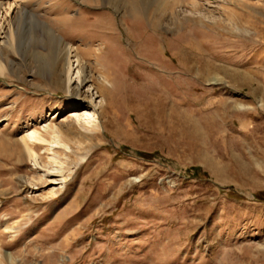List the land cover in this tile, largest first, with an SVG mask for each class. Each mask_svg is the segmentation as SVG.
Listing matches in <instances>:
<instances>
[{
	"label": "rangeland",
	"instance_id": "obj_1",
	"mask_svg": "<svg viewBox=\"0 0 264 264\" xmlns=\"http://www.w3.org/2000/svg\"><path fill=\"white\" fill-rule=\"evenodd\" d=\"M65 15L104 51L99 129L63 84ZM0 61V264H264V0H0ZM53 128L67 158L27 137Z\"/></svg>",
	"mask_w": 264,
	"mask_h": 264
},
{
	"label": "bare ground",
	"instance_id": "obj_2",
	"mask_svg": "<svg viewBox=\"0 0 264 264\" xmlns=\"http://www.w3.org/2000/svg\"><path fill=\"white\" fill-rule=\"evenodd\" d=\"M68 21H69V18L66 17L65 15L64 16V34H65V37L68 38V44L66 45L64 44V46L62 45L63 48L61 51V61H62L61 73L63 76V84H64V87L67 88L68 93L70 95V99L72 101L71 107L74 108L73 111L80 110L83 107H90V109H93V112H94L93 118L88 120L86 123H83L81 121L80 116L75 115L74 120L76 121V124L81 129L86 130V131L90 130V128L99 129L100 128L99 120L101 118L102 113L112 106L113 99L111 98V94H110L111 92L110 88H112L110 87L112 78H111V75L107 73L106 70L104 69L106 66L102 64L103 59H104L102 55L104 54L103 53L104 51H102V49H96V48L95 50H92V49L87 50L88 47L86 48V50H82L79 47H76L74 44L75 41H77L76 32L74 33L75 30L73 31L74 28L72 29L71 25L70 26L66 25ZM82 24L85 25L86 23L83 22ZM89 27H91V29H89V32H87L88 37H90L89 43L93 44L95 42H99L105 51H108L109 53H111L113 50V47L109 44V39H107L108 35L103 33L105 31L102 32L103 26H102L101 21L99 19H96L95 23H92L91 26ZM76 28L80 29L81 27H76ZM45 29H47L49 35L53 34V31L51 29H48V28H45ZM83 33H86V32L84 31ZM81 34L82 33H80V35ZM7 45L11 48V50H14V51L17 50V37H16L15 32H12L11 36L9 37V41ZM84 64L87 66V68L90 69L89 74L85 72L86 69L84 68ZM4 70H5V67L3 63L0 61V71L3 72ZM85 88H87L86 89L87 91L85 93L86 96L82 92ZM117 95H119V93ZM98 98H100V102L97 104L96 99ZM98 112H100V115L98 114ZM50 134L52 135L51 137H53V141L49 143H47V141L41 137L40 133L35 132V131L29 133L27 137L31 141V143L34 141H37V142L49 144L48 151L50 153H53V157H52L53 160H57L58 158L60 159V155H61V154L59 155L60 151L58 152L56 149H53L52 147L53 145H55L56 147H62V149L64 148L62 153L64 157L67 158V155L69 154V152L70 151L72 152L71 147H70V142H72V139H68L69 142H67L65 140L66 139L65 133L63 134L58 128H53ZM83 134L84 133H79V135L86 140L87 137L86 138L83 137L84 136ZM75 142L78 146L79 145L81 146L83 143L82 139H77ZM26 150L32 159L35 158L36 161L38 160V156L32 148L26 146ZM1 262H3L2 254H0V263Z\"/></svg>",
	"mask_w": 264,
	"mask_h": 264
},
{
	"label": "trees",
	"instance_id": "obj_3",
	"mask_svg": "<svg viewBox=\"0 0 264 264\" xmlns=\"http://www.w3.org/2000/svg\"><path fill=\"white\" fill-rule=\"evenodd\" d=\"M261 196H264V195H259V196L257 197V199H262V200L264 201V198H261Z\"/></svg>",
	"mask_w": 264,
	"mask_h": 264
}]
</instances>
